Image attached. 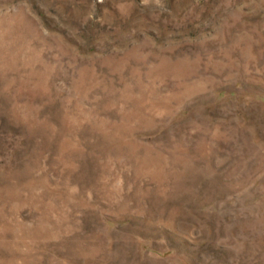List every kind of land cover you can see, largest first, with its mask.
I'll use <instances>...</instances> for the list:
<instances>
[{
	"label": "rangeland",
	"instance_id": "1",
	"mask_svg": "<svg viewBox=\"0 0 264 264\" xmlns=\"http://www.w3.org/2000/svg\"><path fill=\"white\" fill-rule=\"evenodd\" d=\"M0 264H264V0H0Z\"/></svg>",
	"mask_w": 264,
	"mask_h": 264
}]
</instances>
